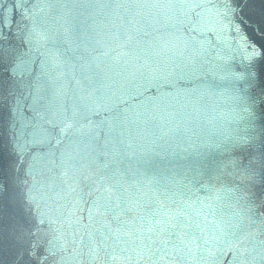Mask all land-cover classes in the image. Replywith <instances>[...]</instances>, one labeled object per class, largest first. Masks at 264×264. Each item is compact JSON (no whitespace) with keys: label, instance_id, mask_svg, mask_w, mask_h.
I'll use <instances>...</instances> for the list:
<instances>
[{"label":"snow or ice","instance_id":"obj_1","mask_svg":"<svg viewBox=\"0 0 264 264\" xmlns=\"http://www.w3.org/2000/svg\"><path fill=\"white\" fill-rule=\"evenodd\" d=\"M252 10L253 0L4 8L0 264H264V44L241 36L240 111L223 140L204 135L212 85L197 83L207 70L193 47L206 51L198 36L212 18L239 34ZM16 11L30 26L13 42Z\"/></svg>","mask_w":264,"mask_h":264},{"label":"water","instance_id":"obj_2","mask_svg":"<svg viewBox=\"0 0 264 264\" xmlns=\"http://www.w3.org/2000/svg\"><path fill=\"white\" fill-rule=\"evenodd\" d=\"M16 2L17 0H0V4L4 8H9ZM45 2L46 0H24L29 8L32 5ZM202 2H208V0H202ZM211 2L220 3L221 0H211ZM262 6H264V0H253V10L245 14L243 21H235L241 28L239 34L234 27H228L226 21L222 24L212 18L213 22L209 25L211 30L205 31L203 37L198 36V39L205 40L203 49H206V51H202L199 44L193 45L207 70L204 78L197 81V83L202 86L212 85L211 90L207 87L203 88L204 99L202 104L206 117L204 131L206 137L210 136L213 139L223 140L237 128L235 118L240 111V105L233 99V88L236 82L232 77V71H238L242 67L243 41L241 36L257 45L264 44V32L261 31L264 28V18L261 16ZM4 8H0V15L4 14ZM13 19L14 23L10 35L13 42H16L17 25L21 28L30 26V20L23 19L19 11H16ZM98 19L102 21L103 15L101 14ZM97 30L101 32V35L107 31L103 25ZM207 117L212 118V123L207 122ZM200 195L202 196L203 193H200ZM224 211H227V209L225 208ZM228 259H231V257L229 256Z\"/></svg>","mask_w":264,"mask_h":264}]
</instances>
